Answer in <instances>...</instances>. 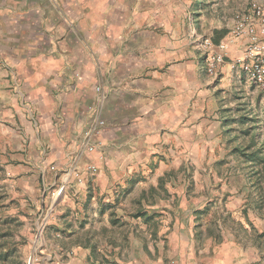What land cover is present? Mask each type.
Instances as JSON below:
<instances>
[{"label": "crops", "instance_id": "obj_1", "mask_svg": "<svg viewBox=\"0 0 264 264\" xmlns=\"http://www.w3.org/2000/svg\"><path fill=\"white\" fill-rule=\"evenodd\" d=\"M183 2L0 0V142L9 156L22 158L19 168L10 166L55 179L79 173L78 207L95 208L73 217L68 232L83 243L56 246L74 252L67 262L56 252L59 264H102L119 253L118 264H230L222 255L228 248L201 247L197 230L153 239L151 201L139 214L111 208L130 195L124 189L155 152L169 144L174 152L202 128L193 122L201 108L190 91L189 66L172 63L190 44ZM244 42L230 45L228 56L238 57ZM99 119L95 151L87 152V132ZM136 187L139 201L148 188Z\"/></svg>", "mask_w": 264, "mask_h": 264}, {"label": "rangeland", "instance_id": "obj_2", "mask_svg": "<svg viewBox=\"0 0 264 264\" xmlns=\"http://www.w3.org/2000/svg\"><path fill=\"white\" fill-rule=\"evenodd\" d=\"M253 1L257 0H188L190 44L172 63L189 66L190 91L201 108L193 122L202 128L194 141H185L174 152L169 151L171 144L155 152L149 168L135 173L124 189L130 195L127 192L126 200L111 207L113 212L120 207L133 215L153 202V239L167 241L165 235L172 231L197 230L193 234L201 247L211 242L213 247L228 248L222 255L230 264H264V161L255 163L264 157V90L230 68L236 57L228 52L226 72L218 78L210 75L201 42L210 38L217 45L227 39L237 18L249 14ZM3 148L0 142V264H59L60 255L67 262L74 252L59 253L56 246L64 250L83 243L82 237L70 236L69 227L78 212L95 211L89 202L82 210L78 207L82 201L74 193L84 178L75 172H61L55 179L17 171L22 158L9 156ZM84 149L95 151L86 145ZM97 170L90 166L88 175ZM135 186L148 188L139 201ZM213 253L212 249L206 255ZM122 256L101 262L118 264Z\"/></svg>", "mask_w": 264, "mask_h": 264}, {"label": "built area", "instance_id": "obj_3", "mask_svg": "<svg viewBox=\"0 0 264 264\" xmlns=\"http://www.w3.org/2000/svg\"><path fill=\"white\" fill-rule=\"evenodd\" d=\"M245 40L242 53L233 59L229 66L264 90V0L253 1L247 16H239L230 30L228 38L215 45L210 38L201 42L207 53L206 70L218 78L226 66L229 46L237 40ZM104 121L99 119L87 132L86 148L94 150L91 138L97 134Z\"/></svg>", "mask_w": 264, "mask_h": 264}, {"label": "trees", "instance_id": "obj_4", "mask_svg": "<svg viewBox=\"0 0 264 264\" xmlns=\"http://www.w3.org/2000/svg\"><path fill=\"white\" fill-rule=\"evenodd\" d=\"M259 159H260V162H262V161H264V157L263 158H258L257 160H256V162L255 163H259ZM252 161L254 162V160L252 159ZM256 174H258L259 175V177H260V179H261V171H260V169L258 168L257 169V172H256ZM263 175H264V173H263ZM1 259H2V257L0 256V261H1Z\"/></svg>", "mask_w": 264, "mask_h": 264}]
</instances>
